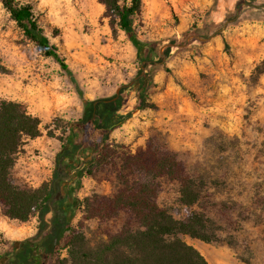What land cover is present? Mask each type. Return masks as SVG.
Listing matches in <instances>:
<instances>
[{
  "label": "rangeland",
  "instance_id": "obj_1",
  "mask_svg": "<svg viewBox=\"0 0 264 264\" xmlns=\"http://www.w3.org/2000/svg\"><path fill=\"white\" fill-rule=\"evenodd\" d=\"M20 1L33 3L44 33L86 96L112 95L121 84H131L138 69L136 49L123 30L113 32L98 0ZM239 1L237 17L220 33L190 35L187 46L172 48L166 63L170 70L156 74L157 85L149 95L155 107L135 111L127 120V140L119 141L135 150L154 137L204 181L210 200L188 207L180 202L178 182L159 179L158 202L175 217L185 218L191 210L211 204L230 210L233 225L221 223L213 208L209 210L221 226L217 241L183 236L210 264H264V0H143L138 20L143 38L164 45L190 28L221 22ZM215 29L207 27L204 33ZM127 92L126 110H132L134 87ZM0 99L23 102L41 118L42 134L24 141L13 170L17 182L39 186L51 179L62 144L48 136L47 127L57 119L63 126L77 119L82 102L59 63L24 36L1 0ZM55 132L61 134L60 129ZM27 161L36 163L35 175H22ZM80 169L73 170L66 183L71 189L68 200L75 206L74 224L82 215L84 197L112 195L118 186L112 175L91 176ZM121 223L122 217L89 220L88 243L97 245ZM36 231V217L10 219L0 207V246L1 240H21Z\"/></svg>",
  "mask_w": 264,
  "mask_h": 264
},
{
  "label": "trees",
  "instance_id": "obj_2",
  "mask_svg": "<svg viewBox=\"0 0 264 264\" xmlns=\"http://www.w3.org/2000/svg\"><path fill=\"white\" fill-rule=\"evenodd\" d=\"M98 1L104 6L103 15L113 32L117 27L123 30L135 47L138 69L131 84H121L118 94L91 98L84 94L64 56L44 33L33 3L1 0L24 36L44 55L53 56L68 75L81 99L82 112L66 126L57 119L47 127L48 136L62 144L55 156L51 179L35 187L17 182L13 170L24 141L42 134L41 118L23 102L0 99V207L10 219H37L33 235L21 240H1L0 264H210L183 236L217 241L221 226L209 210L213 208V215L221 223L233 225L230 210L211 204L191 210L185 218L175 217L158 202L159 179L166 176L178 182L180 202L188 207L199 205L203 199L210 200L204 181L192 176L179 155L154 137L133 150L111 135L135 111L155 107L149 95L157 85L156 74L170 70L166 63L172 48L187 46L190 35L209 37L220 33L235 20L242 1L221 22L190 28L181 38H172L164 45L140 34L138 20L143 0ZM207 27L216 29L204 33ZM130 86L135 89L136 104L132 110H126ZM59 129L61 134L55 132ZM79 166L81 173L91 176L112 175L118 186L112 195L93 193L84 197L82 215L74 224L75 206L68 200L71 189L66 183ZM117 217H122V223L116 232L108 233L95 246L88 243L85 228L89 220Z\"/></svg>",
  "mask_w": 264,
  "mask_h": 264
},
{
  "label": "crops",
  "instance_id": "obj_3",
  "mask_svg": "<svg viewBox=\"0 0 264 264\" xmlns=\"http://www.w3.org/2000/svg\"><path fill=\"white\" fill-rule=\"evenodd\" d=\"M89 97L91 98H94L93 96L89 95ZM81 112H82V107L80 108V112H79V115L78 117L81 115ZM130 125L128 124V121L125 122L122 126L120 127H117L113 132H112V137L117 140V141H125L127 140V136H129L128 132L131 130ZM40 136L36 137V138H39ZM36 138H33V139H36ZM17 164V163H16ZM20 164H22V162H20ZM36 167V163H34L33 161H27L24 163V168L21 170V173L23 176H26L27 175H35L34 174V169ZM29 170H32L31 172H29ZM29 179V178H27Z\"/></svg>",
  "mask_w": 264,
  "mask_h": 264
},
{
  "label": "water",
  "instance_id": "obj_4",
  "mask_svg": "<svg viewBox=\"0 0 264 264\" xmlns=\"http://www.w3.org/2000/svg\"><path fill=\"white\" fill-rule=\"evenodd\" d=\"M120 88H121V87L117 88V90H116V92H115L116 94H118V93H119V91H120Z\"/></svg>",
  "mask_w": 264,
  "mask_h": 264
}]
</instances>
